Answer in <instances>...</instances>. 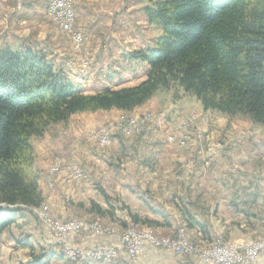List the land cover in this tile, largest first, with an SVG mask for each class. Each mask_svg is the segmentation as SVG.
<instances>
[{
    "label": "crops",
    "instance_id": "0c3cea01",
    "mask_svg": "<svg viewBox=\"0 0 264 264\" xmlns=\"http://www.w3.org/2000/svg\"><path fill=\"white\" fill-rule=\"evenodd\" d=\"M146 3V0H75V26L81 29L85 40L81 50L74 52L71 44L63 40L52 27L45 0H0V51L5 48H31L44 53L55 69L62 71L84 94L135 86L146 79L148 67L144 62L131 59L129 54L152 46L160 33L158 28L147 22L142 10ZM151 30L155 33L151 34ZM84 59L88 66L85 73L87 66L81 64ZM172 93L158 92L156 95L162 97L160 100L155 95L129 111L107 110L118 114H112L115 115L113 121L104 125L101 120L77 117L79 114L92 113H76L67 123L51 125L42 136L31 138L33 169L42 202L48 205L53 218L60 220L67 216L65 206L69 195L85 198V193L88 196L90 193L86 201L98 203L100 193L93 186V180L97 178L84 173L82 166L86 168L87 165L80 158L84 155L87 161L93 154L96 155V152L87 150L82 142L93 140V134L107 128L112 138L102 152L106 155L102 156V160L108 161L107 157L112 156L119 166H123L124 160L133 164L134 177L123 182L124 185L121 178L108 177L117 188L133 185L130 191L138 193L133 200L123 199L125 205L132 209L130 214L137 216V225L150 229L154 234L171 233L176 222L186 224V217L190 216L194 223L187 228L188 236L199 244H208L217 235L234 242L264 234V126L254 124L249 118H229L205 111L194 97H186L182 92L176 96ZM195 109L202 115L212 113L216 118L211 124L201 120L192 121L186 136L187 142H193V133L200 130L216 138L217 155L209 167L207 163L204 165L205 162H199L202 149L196 144L182 149L175 143H166L162 136L165 128L178 125L183 118L189 120L188 115ZM150 110L157 113L150 120L151 139L148 142L133 139L125 145L121 136L113 132V126L120 121L118 116L121 113L137 112L142 120ZM119 117L125 116L121 114ZM54 154H60L63 160V170L57 175L47 171ZM194 159L197 160L196 172L194 169L192 174L205 178L211 173L212 180L180 178L186 168L192 167ZM108 167H113L109 161L108 165H101L102 169ZM78 169L81 172L80 179L74 176V171ZM81 182L84 186L74 185ZM145 191L148 193L142 196ZM109 192L108 195L112 197L111 192L115 191L111 189ZM107 202L110 204L111 201ZM88 203L84 207H88ZM31 221L28 210L23 209L15 216L16 227L24 229L31 246L36 251L39 248L47 249L44 245L47 240L46 229L38 230ZM110 240L96 237L85 244H107ZM0 245L1 253H5V259L9 260L14 259L16 249L26 250L12 241L5 245L0 242ZM5 246L7 252L3 250ZM21 258L17 259L18 263L29 262L31 253L27 252ZM85 260L82 264H100L91 259ZM111 264H126V259L122 255ZM137 264L208 263L200 255L179 256L171 250L157 249L145 242ZM253 264H264V250Z\"/></svg>",
    "mask_w": 264,
    "mask_h": 264
},
{
    "label": "trees",
    "instance_id": "16d2710c",
    "mask_svg": "<svg viewBox=\"0 0 264 264\" xmlns=\"http://www.w3.org/2000/svg\"><path fill=\"white\" fill-rule=\"evenodd\" d=\"M146 1L147 22L160 33L152 46L129 54L148 67L135 86L84 94L44 53L0 51V242L18 212L42 204L31 138L76 113L129 111L173 90L194 97L205 111L246 116L264 126V0ZM90 213L113 214L94 202ZM128 215L137 223V216ZM193 223L187 216L186 225ZM16 243L31 251L25 264H47L46 251L35 254L26 238Z\"/></svg>",
    "mask_w": 264,
    "mask_h": 264
},
{
    "label": "rangeland",
    "instance_id": "374dc122",
    "mask_svg": "<svg viewBox=\"0 0 264 264\" xmlns=\"http://www.w3.org/2000/svg\"><path fill=\"white\" fill-rule=\"evenodd\" d=\"M46 3H47V1H46ZM73 3L75 5V0H73ZM47 12H48V6H47ZM74 13H75V7H74ZM48 16H49L50 20L52 21V18L49 15V13H48ZM75 18H77V16H75ZM75 20L76 19H74V29L82 32L81 29H79L78 27L75 26L76 25ZM52 27L54 29H56V31L58 32L60 37H63V40H66V41H68V43L71 44V47H72L74 52H79L81 50V47H82L84 40H85L83 32H82V35H83L82 36V38H83L82 42L78 45V47H75L74 41L71 37V34L68 31L61 29L58 26V24L54 23V21H52ZM150 33L154 34L155 31L151 30ZM157 34H158V32H157ZM83 62L87 63V61L85 59L81 60V64H83ZM85 69L86 70H84V68H83L84 73L87 72L88 66ZM172 92H173V90H172ZM172 94L174 96L178 95L177 93H174V92ZM185 96L190 97L189 95H185ZM155 98L160 100V98H162V97H160V95L158 94L155 96ZM89 113H92V114H85V115L79 114L77 117H80L83 120L84 119L93 120V121L101 120L100 122H102L104 125V124H107V123L113 121V119L115 118V115L118 114V112L116 113L115 111H112V112H110V111H106V112L105 111H97V112H89ZM156 113H157V111L150 110L147 113H145V118L142 120H141L140 114H138L137 112H135V113H133V112L121 113L125 117L120 119L119 116L121 114L118 116L120 121L117 122L116 125L114 124L113 132H116L117 135L121 136L125 145L130 143V141L133 139H136L138 141L140 140L142 142H148L151 139L150 138L151 132L149 130L150 120ZM192 113L199 114L203 118L202 122H204L206 124H211L216 120V118L213 117L212 113H209L210 115H202L203 113L200 112L199 110H196V109L192 110L190 112V114L188 115V117H190ZM112 114H115V115L112 116ZM221 116H226V115H221ZM227 117H229V116H227ZM236 117L241 118V119L248 118V117L242 116V115L233 116V117H229V118H236ZM118 118L116 119V121H118ZM127 119H138L137 125H138L139 130L133 134H131V132H123V134H122L118 130L117 127L119 125H121L122 123H125ZM146 120H149V121H146ZM67 122L68 121H66L64 123H67ZM53 125H55V124H53ZM179 125H180V121H179L178 125H176V126L171 125L170 127H167L164 129V132H162V136H163V139L165 138L164 140L166 143H168V141L166 139V134H167L166 132H169V130H176ZM49 128H48L47 132L49 131ZM102 129H107V128H102ZM102 129H100V130H102ZM107 130L109 132H103V139L111 140V138H112L110 135L111 131L109 129H107ZM98 132L96 134H98ZM187 132H188V130L183 132V133L186 134V136H187ZM96 134L92 135L93 140H91V141L86 140V141L82 142V145L87 150L92 151L93 153L96 152V155L93 154L87 161H86V158L84 157V155H82V157L80 158V161L87 165L86 168H84L82 166V170L84 171L85 174H93L94 176H96L97 179L93 180V186L96 189V191H98V188H102L106 192L107 195L111 189H113L115 191V192H111L112 197L108 195L110 197V201H111L110 204L108 202H106V200L102 197L101 194L97 198L98 203L95 201H90L91 203L94 202V203L98 204L99 206L105 208V210H109L110 212H113V214L109 213V216L98 217L97 215L90 213L91 203H88L86 201L89 198L90 193H89V196L85 193V198H82V197L73 198V196L69 195L67 200H66V206H65L66 211H67V216L64 219H60V221L61 220L62 221L72 220L73 222L76 221V222H79L81 224L94 223V224H98L102 228V231L100 234L97 235V234H91L87 229H84L80 233L68 234L62 238H59L58 236L53 234V232H51V230L46 226V224L43 221H41V219H39L37 214H35V213H43V211L47 210L49 215L52 217V215L50 214L48 205L45 202H42L40 207L31 209V211H29V213L31 214V218H32L31 222H34V227L38 228V230H40V229L45 230L46 229L45 232L47 233V240L44 242V245L47 249L39 248L38 251H36V249H34V251L36 253L40 252V250H42V249L44 251H46V254L49 258L47 261V264H82V263L87 261L85 259H91L92 260V258L90 256H87V255H83L82 257H80V259L79 258L72 259V258H70V255H67L64 252V249L70 248V249H74L77 252L81 253V252H85L87 250H91V249H95V248H99V247H101V248H103V247H116L119 244V235L121 232L124 231L125 228H128V229L130 228V230H132V231L134 230L133 231L134 233L150 234V236H155V237H173L176 235L177 230H179L182 232V235L185 236V238H187V240L189 241V245H193L196 248V252H210L211 249L214 248L215 242H217L219 240L225 244L232 245V246H238V245H242V244L252 243L253 241L258 240V238L256 236V238L254 237V238H251V239L245 240V241L231 242V241L224 239L221 235L220 236L217 235V236H215V238L210 243L199 244V243H196V242L190 240V237L188 236L189 235V232L187 229L188 226L185 223L176 222L177 219L175 220L176 223H175L174 230L171 233L166 232V233L154 234L153 232L150 231V229L148 230L146 228H142L141 225H137L129 217L128 211L130 212L132 209H130L128 206L125 205L124 200H133V199H135L134 198L135 194H138V193H133L130 191V189H131V187H133V185L130 187L126 186L122 189L117 188V186L113 185V184H115V182H112L109 178L110 176H114L115 178L117 176V177L121 178L120 181L124 185V183L127 182L126 180H132V177H134V173L132 171L133 170V164H131V162L129 160L128 161L124 160L123 166H119L115 163V159L112 156L111 157L109 156V157H107L108 161L111 163V165L113 167L112 168L108 167L107 169H102L101 168L102 164L104 166L108 165V161L102 160V156H106L105 154H102V152H103V150H105L107 148L108 144L102 146L97 141ZM193 135H194V137L192 138L193 142H191V141L187 142V138H186V145L183 147H180V148L184 149L187 145L189 146L191 144H196L199 148L202 149V153L199 154V156H200V158L198 159L199 162H205L204 165H206V163H207L208 167L211 166V163L214 161V159H216V155H217V150L215 147L216 138L214 137V139H213L212 135H210L209 133L208 134L204 133L200 130H198L197 132L195 131L193 133ZM170 144H174V143H170ZM185 150H187V149H185ZM98 154H100V155H98ZM54 155L55 156H53L51 163L49 164V166L47 168V171L51 175H57V174L61 173L63 170V166H62L63 160L59 156L60 154L59 155L54 154ZM144 158H147V157H144ZM146 160H147V162L149 161L148 158ZM196 161H197L196 159H194L192 161V163H191L192 167H189V169L186 168L184 170V172L180 175V178H182L183 180H212L211 173L209 175H205V178L204 177L200 178V176H196V173L192 174L194 172V169L196 172ZM56 162L59 164V167H58L59 170L56 172L50 171L49 167L52 166L53 164L55 165ZM103 171H105V172H103ZM74 176L77 179L81 178V172L79 169L74 171ZM172 180H174V179H172ZM74 185H77V187L84 186V184L82 182L81 183H74ZM125 188H128L129 190H125ZM145 193H148V191H145L143 194L142 193H140V194H142V196H143ZM98 194H99V191H98ZM109 194H110V192H109ZM146 196H148V195H146ZM104 200H105V202H104ZM87 203H88V207H84V204H87ZM53 219H55V218H53ZM12 226H11L12 227L11 230H10L11 227H9L3 233V235H2L3 240L1 241L2 244L5 245L8 241H12L18 247L25 248L26 250L23 251V250L16 249L17 252L13 254L14 259H12V260L5 259V257H4L5 253H1V250H0V253H1L0 264H20V263H18L17 259L23 257L25 254H27V252L31 253V251L28 247H24V246H21V245L16 243L17 239L26 238L28 240L29 236L25 233L24 229L19 230L16 227L15 222ZM93 237L103 239L104 241L110 240V238L112 239V237H114L115 239L110 240V243L105 242L107 244H102V243L98 244V242L92 243V244H85V243H88L91 240H93L94 239ZM1 239H2V237H1ZM0 248H1V245H0ZM4 248L5 249H3V250L5 252H7V247L5 246ZM141 250H142V248H141ZM141 250H140V252H141ZM140 252H139V254H140ZM139 254H137V256L135 258H132V257L127 255L126 251L123 248H118L117 253H116V257L111 262H108V260L106 262L104 260H101V262H98V263H100V264L101 263L102 264H111V263L115 262L116 260H118V258L123 255L126 259V264H137V259H138ZM193 254H196V253H193ZM193 254H185V255H193ZM59 256H63V259H60ZM181 256H184V255H181ZM2 257H4V258L1 259ZM21 260H23V259L21 258ZM22 264H24V263H22Z\"/></svg>",
    "mask_w": 264,
    "mask_h": 264
},
{
    "label": "built area",
    "instance_id": "2783aa9c",
    "mask_svg": "<svg viewBox=\"0 0 264 264\" xmlns=\"http://www.w3.org/2000/svg\"><path fill=\"white\" fill-rule=\"evenodd\" d=\"M48 6V13L54 23L68 31L74 41V46L82 42V32L74 29V3L73 0H46ZM82 66H87L86 62H83ZM195 120H203L199 114L192 113L188 119H182L180 125L176 130H169L166 132V139L168 143H176L179 147L186 145V130H188L190 123ZM138 119H127L125 123H122L117 128L123 134V132H131V134L138 131L137 125ZM103 132H109L107 129H102L96 134L97 141L102 145H107L111 140L103 139ZM54 165V164H53ZM50 166L49 169L52 172L59 170V164L56 162L54 166ZM43 221L46 226L59 238H62L68 234H76L87 229L91 234H100L102 228L94 223L89 224H77L72 220L60 221L53 219L47 210L43 213H35ZM108 230V229H107ZM147 242L151 246L157 249H168L176 255H185L196 253L208 264H252L260 252L264 250V234L258 237V240L252 243L242 244L238 246H225L222 245V241L215 242L214 248L210 252H196V248L193 245H189V241L182 232L177 230V233L173 237H155L150 234H139L133 231H128V228L124 229L119 235V244L116 247H99L85 252H77L74 249L66 248L64 252L70 255V258L76 259L83 255H92V261L101 262V258H108V262H111L117 253L118 248H123L127 255L135 258L139 254L143 244Z\"/></svg>",
    "mask_w": 264,
    "mask_h": 264
},
{
    "label": "bare ground",
    "instance_id": "6f19581e",
    "mask_svg": "<svg viewBox=\"0 0 264 264\" xmlns=\"http://www.w3.org/2000/svg\"><path fill=\"white\" fill-rule=\"evenodd\" d=\"M76 222V221H75ZM77 224H81L79 222H76ZM95 225H98V224H95ZM128 231H132L130 230V228L128 229ZM134 231V230H133ZM124 232V231H123ZM222 245H225V246H232V245H228V244H225L222 242ZM87 256H90L92 258V255H87ZM101 260H104L105 262L108 260V258H101Z\"/></svg>",
    "mask_w": 264,
    "mask_h": 264
}]
</instances>
